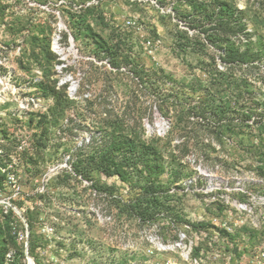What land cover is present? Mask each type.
Instances as JSON below:
<instances>
[{"label":"rangeland","instance_id":"374dc122","mask_svg":"<svg viewBox=\"0 0 264 264\" xmlns=\"http://www.w3.org/2000/svg\"><path fill=\"white\" fill-rule=\"evenodd\" d=\"M220 2L242 16L240 45L259 54L255 96L264 98V0H0V264H264V124L203 135L215 148L206 157L165 137L171 124L154 104L159 69L207 81L201 10ZM99 37L117 48L118 69ZM113 106L125 110L116 130L154 145L150 179L196 228L169 225L165 211L148 224L118 217L99 185L126 197L128 182L74 173L87 123ZM88 148L87 158L97 146Z\"/></svg>","mask_w":264,"mask_h":264},{"label":"trees","instance_id":"16d2710c","mask_svg":"<svg viewBox=\"0 0 264 264\" xmlns=\"http://www.w3.org/2000/svg\"><path fill=\"white\" fill-rule=\"evenodd\" d=\"M217 6L215 10L211 8L212 5L210 10L208 7L201 10L202 23L209 24L199 31L207 41L206 49L211 50L207 67L204 69L207 81L203 83L196 78L186 84L164 73L162 69L154 72L156 78L153 79L154 83H158L154 85L157 89L164 90L163 86H168L166 91L161 90L159 95L156 94L154 103L161 115L171 124L165 137L169 141L177 137L180 141L177 146H181L184 152L191 148L206 157L215 152V148L211 142H204L203 135L216 132L233 135L244 127L257 129L264 124V98L255 96L254 85L255 81L259 80L261 71L259 62H255L259 54L248 45H240L242 36L247 37L248 33L245 32L246 26L239 10L222 2ZM87 30L90 31V28ZM72 35L76 38L74 32ZM64 36L66 38L67 34L64 33ZM99 38L105 48L103 50L111 55L110 66L118 69L120 58L117 48ZM218 60L222 67L218 65ZM142 72L137 69L141 79ZM157 73L161 75L157 77ZM86 78L90 81V77L85 73L78 89L81 92ZM71 103L72 100L64 93L60 96L58 106L65 111L73 106ZM124 114L125 110L118 113L114 106L107 107L106 111L100 112L87 123L93 127V132L89 143L77 148L71 165L72 170L84 179L92 180V172L96 171L106 176L117 175L128 182L130 191L126 197L115 196L113 185H99L100 191L107 196L108 210L116 209L118 217L124 215L139 223L148 224L164 217L166 213L161 212L165 211L171 215L169 225L192 224L191 226L196 228L195 224L170 209L171 205L167 201L173 195H170L168 190L160 189L150 179L151 173L157 168L156 161L152 159L156 149L154 145L145 141H134L130 135L122 133L126 122ZM109 126H112L113 130L109 131ZM120 127L121 131L116 130ZM68 128L70 129L67 124L65 130ZM90 146L97 148L87 158ZM4 181L5 173L0 167V186H3ZM9 214H14L12 209ZM160 228L164 229V226Z\"/></svg>","mask_w":264,"mask_h":264},{"label":"water","instance_id":"95a60500","mask_svg":"<svg viewBox=\"0 0 264 264\" xmlns=\"http://www.w3.org/2000/svg\"><path fill=\"white\" fill-rule=\"evenodd\" d=\"M70 48H71V49L73 48L72 43H71V45H70ZM28 264H33L31 259H28Z\"/></svg>","mask_w":264,"mask_h":264},{"label":"built area","instance_id":"2783aa9c","mask_svg":"<svg viewBox=\"0 0 264 264\" xmlns=\"http://www.w3.org/2000/svg\"><path fill=\"white\" fill-rule=\"evenodd\" d=\"M214 258H217V256H214Z\"/></svg>","mask_w":264,"mask_h":264},{"label":"bare ground","instance_id":"6f19581e","mask_svg":"<svg viewBox=\"0 0 264 264\" xmlns=\"http://www.w3.org/2000/svg\"><path fill=\"white\" fill-rule=\"evenodd\" d=\"M57 38V37H56Z\"/></svg>","mask_w":264,"mask_h":264}]
</instances>
